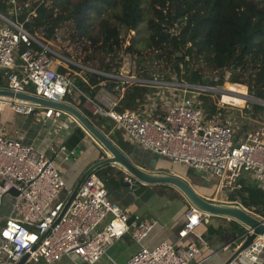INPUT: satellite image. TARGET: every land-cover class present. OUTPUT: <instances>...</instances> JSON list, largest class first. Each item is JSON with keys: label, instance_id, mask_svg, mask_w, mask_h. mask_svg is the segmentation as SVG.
<instances>
[{"label": "built area", "instance_id": "obj_1", "mask_svg": "<svg viewBox=\"0 0 264 264\" xmlns=\"http://www.w3.org/2000/svg\"><path fill=\"white\" fill-rule=\"evenodd\" d=\"M31 2L0 0L14 5L8 13L0 10V71L6 74L5 88L52 101H66L65 96L76 90L91 104L92 114L110 118L113 126L122 129L131 141L168 156L175 163L207 170L218 178L220 187L233 184V178L242 173H250L257 182H264V120L258 121L243 138H235L239 123L233 109L250 108L247 90L239 94L229 88L230 84L239 82L228 79L221 88H216L208 83L166 80L159 74L146 78L138 74L135 64L119 60L115 67L119 74L81 66L84 70L115 77L109 80L115 82L112 88L101 83L90 96L75 83L69 66L60 70L54 65L62 54L51 46V40H43L44 31L36 26L31 30L26 27L25 22L31 15H37L35 6L23 18L18 17L20 4L29 6ZM129 33L135 34V30ZM80 76L86 81L85 76ZM144 82L157 85L146 93L147 100L137 109H118L125 88ZM197 90L213 93L216 104L213 113L205 111ZM216 90L221 92L220 97L216 96ZM224 94L239 95L243 102L224 99ZM5 110L22 116L38 114L42 123H56L64 112L75 119L60 108L0 94V113ZM2 129L0 202L10 188H15L17 193L10 192L13 197L7 213L1 215L2 203L0 206V264H17L27 252L28 257L22 264L53 263L64 257H77L92 264L106 255V247L113 240L130 232L140 242L153 227L155 221L150 218L130 221L129 213L109 197L95 171L85 177L63 210L71 188H66L57 157L69 160L76 153L75 146L68 148L58 139L57 148L48 146V152L32 141L23 140L20 128L15 129V135H6ZM125 178L131 180L129 176ZM62 193L63 197L59 198ZM203 215V210L191 203L184 212L178 237L194 233ZM255 215L264 219L263 215ZM206 249L208 243L203 238L200 244L190 240L175 245L162 240L151 247L141 244L122 264H189ZM240 254L252 263L264 264V236H256Z\"/></svg>", "mask_w": 264, "mask_h": 264}, {"label": "trees", "instance_id": "obj_2", "mask_svg": "<svg viewBox=\"0 0 264 264\" xmlns=\"http://www.w3.org/2000/svg\"><path fill=\"white\" fill-rule=\"evenodd\" d=\"M24 1L19 0V3ZM34 6L37 15H31L25 22L28 29L36 26L44 31L45 37L55 39L56 29L63 22L70 23V39L83 44L86 50L88 46L91 49L87 58L97 51L102 54L98 65L101 70L110 71L114 63L119 65L118 60L114 61L119 50L140 55L143 46L148 48L151 57L148 66L137 68L141 77L153 78L159 74L166 80L202 84L206 70L229 71L231 81L246 84L252 95L264 99V0H32L29 6L20 4L18 17L23 18ZM142 21L147 30L142 46L134 36L124 47L126 34L134 29L138 35ZM157 63L166 69H157ZM59 69L65 70L63 66ZM4 78L2 73L0 83ZM85 78L86 81L76 76L75 83L90 96L101 83L110 88L115 85L109 81L111 77L92 71L87 72ZM222 81L223 77L212 79L210 84ZM156 86L151 82L128 86L117 108L137 109L147 100L146 93ZM197 91L203 98L205 111L213 113L216 110L213 93ZM249 105L250 108H237L240 129L236 139L255 125L253 118H257V113L264 115V104ZM90 117L100 127L107 130L113 127L108 117L92 113ZM85 134V129L76 124L64 144L72 148ZM95 172L100 177L103 175L101 170ZM238 177L242 178L243 174ZM235 187L233 199L236 197L264 216V188L247 178L240 179ZM236 228L239 232L243 230L238 225Z\"/></svg>", "mask_w": 264, "mask_h": 264}, {"label": "crops", "instance_id": "obj_3", "mask_svg": "<svg viewBox=\"0 0 264 264\" xmlns=\"http://www.w3.org/2000/svg\"><path fill=\"white\" fill-rule=\"evenodd\" d=\"M43 40L48 42L53 39L44 37ZM54 65L58 68L65 66V64H62L59 61H55ZM15 69L17 71L19 70L18 68ZM2 73L5 74V72L0 71V75ZM5 85L6 79L4 78V82L0 83V88H5ZM79 94L84 97L81 93ZM69 95L72 100L66 98V101L79 108L91 120V104H89V102L83 97H78L74 92ZM241 102H243V100ZM237 108L238 107L233 109V114H235L238 122L239 112ZM74 120L75 119L68 114H64L56 123L50 122L48 126L41 127L40 125H42V121L38 114L22 116L15 111L5 110L0 113V130L3 127L2 132L4 134L15 135V129L20 128V136L23 140L32 141L49 152L50 150L48 149V146H51L52 142L58 139H62L64 142V139L70 133L72 127L79 124L78 121L75 120V123ZM58 124L59 127H57ZM65 124L68 125L66 128ZM256 125L257 123L247 130V132ZM98 127L128 155L131 161L141 168L155 173L177 174L185 179L183 169L188 171L190 166L182 163H175L170 157L155 153L145 146L131 141V139L119 127L113 126L109 130L104 126ZM239 129L240 127L237 129L236 135L238 134ZM85 131L86 134L84 137L75 145V155L66 161L57 157L58 167L65 179L67 189L72 188L88 166L106 155L105 152L101 150L102 146L100 143H98L97 140L87 132V130ZM247 132L238 139L243 138ZM96 170L103 171V175L100 178L107 188L109 197L129 213L130 221L141 218H150L153 219L155 223L140 242L136 241L130 232L113 240L106 247V255H103L98 261L92 264H122L141 244L151 247L162 240H167L175 245L178 243L184 244L190 240H194L200 244V238L207 241L208 249L198 253L189 264H225L226 260L232 256L245 237L242 236V234L246 227L235 219L205 213L202 217L201 223L195 228L194 233H189L185 237L179 238L177 234L178 229L182 226L184 222V212L191 203L176 186L168 183L150 184L140 182L139 185L134 187H126L120 183V178L121 176H129L130 174L119 163L112 162L101 164L94 171ZM242 174L243 177L259 183V185L264 188V182H257L250 173ZM132 179L133 177L131 180ZM190 184H192V187L198 193L206 198L215 199L221 202H239L243 207L247 208L249 212L256 214L252 209L243 205L236 197L233 199V196H220L223 187H220L218 178L215 188L207 187L205 185H196L194 182ZM225 189L227 190L228 187ZM235 224L243 227V230L239 232ZM230 261L232 264H255L246 260L241 254L235 255ZM48 264L87 263L77 257L74 259L64 257Z\"/></svg>", "mask_w": 264, "mask_h": 264}, {"label": "water", "instance_id": "obj_4", "mask_svg": "<svg viewBox=\"0 0 264 264\" xmlns=\"http://www.w3.org/2000/svg\"><path fill=\"white\" fill-rule=\"evenodd\" d=\"M236 63L234 64V67ZM210 74L203 75V82L208 83L211 80ZM0 94L17 97L21 99H27L34 102H38L44 106H53L60 108L75 117L78 123L90 133L98 143L102 146V151L105 152V156L99 158L96 162L92 163L88 168L84 170L81 174L77 182L72 186L71 192L68 195L63 210L66 208L71 198L75 194L79 185L85 179V177L92 171H94L99 165L105 163H119L122 165L125 170L131 175L130 178L133 177L132 180H128L125 176H121L120 183L126 187L131 186L134 187L139 185L140 182L144 183H168L176 186L189 200L190 203L196 205L201 210H203L204 214H212L215 216H225L235 219L237 222L241 223L246 227L242 236H245L239 246L236 248L232 256L226 260L225 264H227L235 255L240 254V252L249 245L252 240L258 236H264V219L257 217L254 213L249 212L243 206H241L238 202H221L215 199L206 198L200 193H198L190 183L185 180L183 177L172 174V173H155L148 171L144 168H141L133 161L130 160L128 155L122 151L111 139L110 137L100 129L92 120H90L79 108L67 102L65 100L62 101H52L49 99H45L36 94L30 92H14L11 89L0 88ZM252 97V96H251ZM254 98V97H253ZM262 104H264V99H258ZM11 193L16 194L17 190L15 188H10ZM2 201L0 202L1 206ZM28 257V252L25 253L17 264H22L25 259Z\"/></svg>", "mask_w": 264, "mask_h": 264}, {"label": "rangeland", "instance_id": "obj_5", "mask_svg": "<svg viewBox=\"0 0 264 264\" xmlns=\"http://www.w3.org/2000/svg\"><path fill=\"white\" fill-rule=\"evenodd\" d=\"M14 8V5L12 3H0V10L3 12L8 13L11 9ZM70 23L68 22H63L57 29H56V33L55 35H58L59 38L56 37V39L51 40V46L58 50L59 53L62 54V57H60L59 59L57 58L56 61H60L62 64H65V66H69L72 69V74L71 76L74 78L76 76H80V74L87 76V72H89V70H84V68H82L81 66H88L91 68H97L100 69L98 67V65H100V60H102V54L99 53L97 51V53H93L89 58H87L86 56L91 52V49L88 46V49H84V45L81 44L80 42H76L70 39V32L71 29L69 26ZM130 32V31H129ZM127 33L125 40H124V47L131 43V37L132 36H137L138 37V43L139 46H142V41L144 39V37L147 35V30H146V25H145V21L140 22L139 25V34L137 35L136 30H135V34L134 33ZM143 54L140 55H132L129 52H124V50H120L119 52H117V56L114 59V61L121 60V62H124L125 60L132 65H136V68H145L146 66L149 65V57H151V53L148 52V48L146 47H141ZM55 58V56H54ZM73 67H72V66ZM153 67L155 64H152ZM162 64H156L155 67H157V69L159 70H165L166 68L162 67ZM115 67H117L116 63L113 64L112 69L108 72H111L113 74H119L118 71H115ZM236 67V66H235ZM205 71V70H204ZM205 74H210L214 80H219L221 77H223V81L220 84H210L211 82H208V84H210L211 86H214L216 88H221L224 84L225 81H230L228 80L230 77V73L229 71H224L223 73H221L220 70H213V71H209L206 70L204 72ZM107 76V75H106ZM108 77H110L108 75ZM112 79H114L115 77H111ZM108 82V81H106ZM242 85H245V88L247 90V95L252 96L248 99V103H260L262 104L258 99H262L260 97H255L254 95H252L249 92L248 86L246 84H243L242 82H239ZM74 93H76V95L78 97H80L81 95L79 94V92H77L76 90H74ZM220 91L216 90V96L220 97ZM254 97V98H253ZM65 98H69L70 100H72L71 96L68 94L65 96ZM239 103V102H238ZM242 103V102H241ZM239 103V104H241ZM64 114H66L64 112ZM257 118H254L255 123H258V121L263 120L264 119V115H262L261 113H257L256 115ZM109 119V118H108ZM111 120V119H109ZM50 124V121H46L44 123H42V125H40L41 127H46ZM68 125L65 124V128ZM57 129V128H56ZM51 145L56 149L57 148V142L54 141L51 143ZM187 168V167H186ZM183 175L185 177V179L190 183L194 182L196 185H205L207 187H212L215 188L216 187V182H217V177L213 174H211L210 172H208L205 169H199L196 168L194 166H190L189 170L187 171L186 169H183ZM243 179L245 177H242ZM238 176L233 178V184H228L225 183V186L221 189V194L222 195H226L227 197H232L235 194L236 191V187L239 182L240 179ZM192 185V184H190ZM228 187V189L226 190L225 188ZM64 193L59 195V198L63 197ZM12 194L6 193L3 197V201H2V207H1V215H3L4 213H7L10 208H11V200H12ZM35 264H48L45 261H40L38 263Z\"/></svg>", "mask_w": 264, "mask_h": 264}, {"label": "bare ground", "instance_id": "obj_6", "mask_svg": "<svg viewBox=\"0 0 264 264\" xmlns=\"http://www.w3.org/2000/svg\"><path fill=\"white\" fill-rule=\"evenodd\" d=\"M229 88L239 94H245V90H246L245 86L242 84H230ZM223 98L231 99V100H234L235 102H241L243 100L242 97L236 94L235 95L234 94H224Z\"/></svg>", "mask_w": 264, "mask_h": 264}, {"label": "clouds", "instance_id": "obj_7", "mask_svg": "<svg viewBox=\"0 0 264 264\" xmlns=\"http://www.w3.org/2000/svg\"><path fill=\"white\" fill-rule=\"evenodd\" d=\"M245 86V85H244ZM251 97V96H250ZM248 104H250V103H248ZM244 107V106H243Z\"/></svg>", "mask_w": 264, "mask_h": 264}]
</instances>
